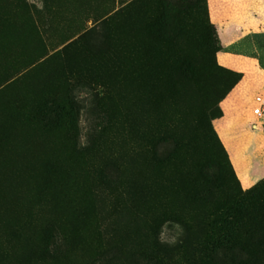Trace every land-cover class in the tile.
<instances>
[{
	"label": "rangeland",
	"instance_id": "obj_1",
	"mask_svg": "<svg viewBox=\"0 0 264 264\" xmlns=\"http://www.w3.org/2000/svg\"><path fill=\"white\" fill-rule=\"evenodd\" d=\"M218 51L207 0H0V264H264Z\"/></svg>",
	"mask_w": 264,
	"mask_h": 264
},
{
	"label": "crops",
	"instance_id": "obj_2",
	"mask_svg": "<svg viewBox=\"0 0 264 264\" xmlns=\"http://www.w3.org/2000/svg\"><path fill=\"white\" fill-rule=\"evenodd\" d=\"M207 11L219 40L218 66L239 75L234 87L221 100L222 116L216 121L238 115L264 137V114L258 117L252 112L255 98L264 97V67L257 52L258 42L264 40V0H217L216 3L207 0ZM256 121L262 122L261 129ZM216 132L224 144L222 135ZM237 145L243 153L244 142ZM234 167L244 189L254 187L264 178L246 185L248 178L239 171L237 162Z\"/></svg>",
	"mask_w": 264,
	"mask_h": 264
},
{
	"label": "built area",
	"instance_id": "obj_3",
	"mask_svg": "<svg viewBox=\"0 0 264 264\" xmlns=\"http://www.w3.org/2000/svg\"><path fill=\"white\" fill-rule=\"evenodd\" d=\"M256 106L253 108L252 112L255 116H262L264 114V97L255 98Z\"/></svg>",
	"mask_w": 264,
	"mask_h": 264
},
{
	"label": "trees",
	"instance_id": "obj_4",
	"mask_svg": "<svg viewBox=\"0 0 264 264\" xmlns=\"http://www.w3.org/2000/svg\"><path fill=\"white\" fill-rule=\"evenodd\" d=\"M219 69H221L222 71H226V72H228L227 70H224V69H222V68H219ZM238 79H239V78H238ZM237 81H238V80H237ZM237 81H236V82H237ZM236 82L234 83V85L236 84ZM234 85L232 86V88L234 87ZM232 88H231V89H232ZM231 89H230V90H231ZM227 94H228V93H227Z\"/></svg>",
	"mask_w": 264,
	"mask_h": 264
}]
</instances>
